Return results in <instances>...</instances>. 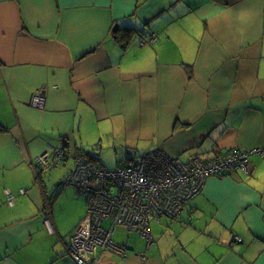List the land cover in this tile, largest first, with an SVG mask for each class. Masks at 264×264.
Segmentation results:
<instances>
[{
	"label": "crops",
	"instance_id": "1",
	"mask_svg": "<svg viewBox=\"0 0 264 264\" xmlns=\"http://www.w3.org/2000/svg\"><path fill=\"white\" fill-rule=\"evenodd\" d=\"M116 28H130L125 41ZM104 148L120 161L264 151V0H0V264H75L68 237L86 210L59 214L73 167H57L94 150L113 166ZM249 160L152 219L149 239L117 226L124 252L102 264H264V152Z\"/></svg>",
	"mask_w": 264,
	"mask_h": 264
},
{
	"label": "built area",
	"instance_id": "2",
	"mask_svg": "<svg viewBox=\"0 0 264 264\" xmlns=\"http://www.w3.org/2000/svg\"><path fill=\"white\" fill-rule=\"evenodd\" d=\"M44 99V93L39 90L31 103L42 106ZM255 151L264 152L256 148H234L209 157L193 155L182 160L155 149L113 168L76 156L65 183L85 197L87 207L84 218L68 237L69 256L75 264H102L104 250L123 253L124 246L117 245L112 239L117 226L137 230L149 239L152 219L176 216L184 203L200 192L208 176L236 169L248 172L250 154ZM54 153L45 151L35 158L36 173L59 164L64 151L58 148ZM6 194L8 203L12 204L13 194L9 191ZM44 219L45 226L53 232L47 215ZM104 222H108L106 227ZM235 239L240 241L239 237Z\"/></svg>",
	"mask_w": 264,
	"mask_h": 264
},
{
	"label": "rangeland",
	"instance_id": "3",
	"mask_svg": "<svg viewBox=\"0 0 264 264\" xmlns=\"http://www.w3.org/2000/svg\"><path fill=\"white\" fill-rule=\"evenodd\" d=\"M100 137H101V135H98L97 136L96 142L98 141V139ZM98 143L99 142H97V144ZM97 144H91L90 146H92V147H90V148H93L95 146H98ZM88 148L89 147H85V149H88ZM104 149L105 150L103 151V154H100L101 155L100 157L103 159V161H105V163L107 165H113V166H105L106 168H113V167L117 166L118 164H120V163L124 162L125 160H127L128 157H130V155H128L125 158H123V161H120V160H118V157L113 152V148H111V150L110 149H107V148H104ZM94 153H97V152L94 150V151H92V154H94ZM117 154L118 155H122V153H120V152H118ZM135 156H138V155H135ZM101 158H99L98 161H100ZM117 161H119V163H117ZM73 165H74L73 159L70 158L68 160V162H65L64 166L61 165V167H57V168L63 169L64 176H65L66 173H67V171L70 170V169H72ZM97 165H99V164H97ZM102 167H104V166H102ZM53 170H56V168L53 169ZM64 176H63V178H64ZM55 183H56V181H53L51 183V186L50 187L52 189L53 188L54 189L56 188L55 187ZM56 197L59 200L57 202V207H56L57 209H59V214L61 213V211L63 213L71 212V211H73V208H74V212L76 211V213H78L82 209H83V211L86 210L87 205H86V199H85V197L82 196V195H78L75 192L74 188L71 187L70 185H63L62 186V189L60 190V192L58 193V195ZM56 197H55V199H56ZM60 204H61L62 207H59ZM105 225L107 226L108 223H106Z\"/></svg>",
	"mask_w": 264,
	"mask_h": 264
},
{
	"label": "trees",
	"instance_id": "4",
	"mask_svg": "<svg viewBox=\"0 0 264 264\" xmlns=\"http://www.w3.org/2000/svg\"><path fill=\"white\" fill-rule=\"evenodd\" d=\"M129 29L130 28H116L115 29V33H116V38H117V40L118 41H122L123 42V40L125 41V39L129 36L128 35V31H129ZM131 31V30H130ZM155 37V34H151V35H149V36H147V38H148V40H149V38H154ZM146 39V38H145ZM145 39H143L145 42H146V40ZM124 44V43H123ZM149 152V151H148ZM146 153V152H145ZM76 156H83V157H86V158H88L91 162L93 161V160H95V159H98V154H92L90 151H84L83 153H81V152H78L77 153V155ZM75 156V157H76ZM117 163H119V162H117Z\"/></svg>",
	"mask_w": 264,
	"mask_h": 264
}]
</instances>
